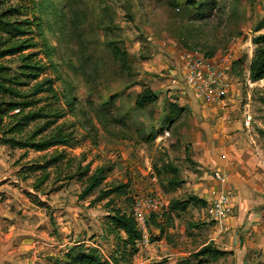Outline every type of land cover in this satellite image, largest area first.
Listing matches in <instances>:
<instances>
[{"label":"rangeland","instance_id":"374dc122","mask_svg":"<svg viewBox=\"0 0 264 264\" xmlns=\"http://www.w3.org/2000/svg\"><path fill=\"white\" fill-rule=\"evenodd\" d=\"M43 9L39 18L53 51L47 60L38 51L47 66L39 80L52 81L58 118L31 124L19 138L61 133L67 144L36 153L0 142V264L263 262L264 80L253 83L249 65L251 41L264 34L255 32L264 22V0H48ZM112 47L126 53L125 62L113 58ZM187 51L228 56L235 102L215 111L200 105L182 83ZM0 64L16 74L14 59ZM19 81L20 91L35 83ZM144 87L158 100L140 111L134 101ZM39 99V107L52 103L46 95ZM170 167L184 185L163 191ZM97 169L103 182L81 198ZM216 171L227 180L223 189ZM119 184L128 191L95 202L99 191ZM222 190L231 211L221 224L207 207L168 212L172 201H210ZM151 191L166 208L150 222L145 243L122 250L126 238L108 234L107 219L116 211L130 216L133 197ZM250 205H257L259 222L240 226L234 218ZM207 245L225 255L197 258Z\"/></svg>","mask_w":264,"mask_h":264},{"label":"trees","instance_id":"16d2710c","mask_svg":"<svg viewBox=\"0 0 264 264\" xmlns=\"http://www.w3.org/2000/svg\"><path fill=\"white\" fill-rule=\"evenodd\" d=\"M47 1L0 0V62L14 59L18 63L16 74H11V69L0 64V97L2 98L0 99V133L4 136L3 139H0V142L4 145H9L11 148L30 149L36 153H44L54 147L67 144L66 137L61 133L51 137H42L38 141H35V138L40 134V131L27 138H19L31 124L46 120L45 124L49 126L54 124L58 118L57 107L51 108V104L55 102L53 83L50 79L39 80L47 66L38 59V51H42L44 60H47L53 51L48 46L44 35L43 23L39 18ZM263 28L264 22L255 32L257 33ZM251 42L255 50L249 65V78L253 83H256L264 80V34L253 38ZM111 54L114 59H120L122 62L126 61V53L120 52L116 47H112ZM205 57L211 58L209 56ZM20 79L35 83L28 91H20L14 88V86H23L19 81ZM41 95H46L47 99L52 101V103H47L45 107H39L41 101L39 96ZM157 100L155 93L148 87H144L136 95L134 107L142 111L155 104ZM55 163L56 159L54 158L46 161L39 168L46 169ZM168 172L170 177L166 179V184L161 187V190L174 191L184 185L174 168L170 167ZM103 180L102 170H95L94 174L87 178V186L83 190L81 198L89 196L94 190L99 188ZM127 191L128 185L119 184L112 189L99 191L95 202L105 200H108V203L112 202V196L123 195ZM190 206L206 208L207 203L189 196L182 201L170 202L168 212L182 213ZM106 229L108 234L113 237L117 236V233H122L125 236L124 249L122 248V250H125L127 244L134 245L140 241V235L135 229L134 222L125 213L116 211L112 216H109ZM122 253L125 254V251ZM195 255L197 258L215 259L224 256L225 253L207 245ZM124 256L121 254L120 260H124ZM87 260L89 264L95 262L92 258ZM118 260H114V264H119ZM259 264H264V262Z\"/></svg>","mask_w":264,"mask_h":264},{"label":"built area","instance_id":"2783aa9c","mask_svg":"<svg viewBox=\"0 0 264 264\" xmlns=\"http://www.w3.org/2000/svg\"><path fill=\"white\" fill-rule=\"evenodd\" d=\"M181 76L185 89L189 90L193 97L203 106L220 109L227 107L232 94V74L228 56L206 58L197 52L187 51L182 55ZM172 85H176V79H172ZM251 117L246 115L244 125L248 127ZM166 133L163 131L161 136ZM215 180L223 189L227 184L225 176L216 171ZM151 181L154 186L158 180L152 174ZM154 192V191H153ZM166 205L159 195L154 193L138 194L133 197L130 218L134 222L135 229L140 235V241H147L150 222L156 221L162 216ZM207 214L218 224L230 217L231 202L226 192H222L207 202Z\"/></svg>","mask_w":264,"mask_h":264},{"label":"crops","instance_id":"0c3cea01","mask_svg":"<svg viewBox=\"0 0 264 264\" xmlns=\"http://www.w3.org/2000/svg\"><path fill=\"white\" fill-rule=\"evenodd\" d=\"M232 78H233V75H232ZM232 95H235V87L232 86ZM235 102L234 99H230V104ZM201 105V104H200ZM203 108H209V107H206V106H203L201 105ZM213 108V107H212ZM212 108H209L211 109V111H215L214 109ZM209 200H206L205 202L207 203ZM256 206L257 205H250L249 208H247L246 210H243L241 211L240 215L236 218H234V221L237 223V224H240V226L244 225V224H248V223H254V222H259V216L257 215L258 213V210L256 209ZM262 213V212H261ZM251 226H255V225H251ZM258 235H260V233H258ZM251 246V245H250ZM264 247V241H263V245ZM252 247H255V248H260L259 245L257 244H254V246L252 245ZM243 252H246L243 250ZM264 262V261H263Z\"/></svg>","mask_w":264,"mask_h":264}]
</instances>
